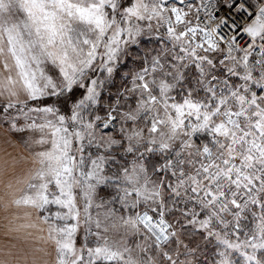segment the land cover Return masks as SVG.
<instances>
[{"label":"snow or ice","instance_id":"6c2138e0","mask_svg":"<svg viewBox=\"0 0 264 264\" xmlns=\"http://www.w3.org/2000/svg\"><path fill=\"white\" fill-rule=\"evenodd\" d=\"M130 3L120 0L118 10L111 0H0V140L25 145L40 164L17 206L37 209L48 225L52 264H126L129 254L138 264H264V85L253 79L264 68V58L257 55L264 53V34L249 48L243 29L253 19L247 12L255 7L251 0H245L247 8H240L241 0H165L158 9L181 51L204 64L211 61L232 90L226 84L207 106L195 100L163 102L141 77L137 86L160 108L145 129L150 136L164 140L175 133L189 139L203 130L193 137L199 154L191 186L183 198L173 193L174 205L161 200L151 208L130 209L148 227L140 223L143 232L126 241L85 232L75 187L84 142L72 122L59 119L82 90L77 84L65 97L53 84L79 78L85 90L96 87L97 77L110 71L131 43L128 26L155 22L147 16L125 20L121 13ZM244 55L252 77L239 62ZM230 64L236 65L231 71ZM21 96L27 103L19 102ZM49 104L61 105L62 111L50 110ZM180 174H186L183 167ZM167 179L170 188L175 175Z\"/></svg>","mask_w":264,"mask_h":264},{"label":"rangeland","instance_id":"374dc122","mask_svg":"<svg viewBox=\"0 0 264 264\" xmlns=\"http://www.w3.org/2000/svg\"><path fill=\"white\" fill-rule=\"evenodd\" d=\"M259 1H255L254 5L264 10V2ZM146 2L149 7H144ZM164 2L142 1V8L136 17L147 16L155 22L147 26L133 22L128 26L133 35L131 43L123 50L118 63L103 76L97 77L94 89L88 87L85 90L84 81L79 78L59 86L53 84L56 91L65 97L75 90L77 84L82 90L75 99L68 101L70 111H63L59 117L72 122L73 132L78 133V139L84 142L85 155L80 161L82 175L75 179L79 214L85 232L95 231L114 241L118 237L126 241L128 236L143 232L139 226L143 223L139 212L134 215L130 209L140 208L141 205L151 208L161 200L169 206L174 205L177 200L173 193L183 198L191 186L192 168L195 156L199 154V144L193 137L203 134L202 129H197L189 139L175 133L167 135L164 140L150 136L145 129L157 118L160 108L152 105L148 101L149 94L137 86L140 78L148 79L151 94L163 102L195 100L207 106L223 94L221 90L226 84L229 91L232 90L231 84L224 76L218 75L211 61L204 64L182 52V44L166 32L167 17L158 11ZM121 15L125 20L133 17L123 11ZM98 18L103 24L104 16ZM117 25L119 27L118 22ZM261 34H264V27ZM251 46L249 44V48ZM244 51L248 53V49ZM239 62L247 68L248 55L241 57ZM235 67V64H230L229 71ZM245 75L252 77V70L247 68ZM253 79L257 84L264 85V68L261 69V76ZM62 88L68 91L61 92ZM19 102L23 104L27 100L21 96ZM49 108L62 111L59 104H49ZM110 116L116 119L112 121ZM108 126L112 131H105ZM162 144L169 146L164 148ZM5 145L0 140V150ZM22 148L24 160L28 148L23 144ZM182 167L185 175L180 174ZM170 174H174L175 179L169 188L165 185L169 183L167 178ZM20 182L19 179L9 180L5 187L10 200L0 205L4 210L0 213V253L13 260L26 258L25 250L31 246L33 238L29 229L36 227L30 213L24 211L29 208L16 204L26 190L21 193L16 187ZM24 183L28 184L27 178ZM187 198L191 199L190 192ZM145 227L148 225L145 224ZM217 239L224 241L223 236L218 235ZM143 244L140 241L138 246L143 247ZM123 250L127 251V248ZM126 264H138V257L133 258L129 254Z\"/></svg>","mask_w":264,"mask_h":264},{"label":"clouds","instance_id":"9594fccd","mask_svg":"<svg viewBox=\"0 0 264 264\" xmlns=\"http://www.w3.org/2000/svg\"><path fill=\"white\" fill-rule=\"evenodd\" d=\"M40 167L39 160L32 155V151L26 150V159L22 160L18 166V171L15 176H9L7 173L0 172V205L10 200V194L5 185L10 179H19L21 182L16 185L21 193L26 189L27 185L24 183L25 178L28 181L32 173ZM4 210L0 206V213ZM24 211L30 213L32 219L35 221L36 227L29 229L33 233L31 246L25 250L26 258L11 259L5 258L3 253H0V264H52L53 262V244L48 237V225L40 219V213L35 208L25 209ZM40 237V239H36Z\"/></svg>","mask_w":264,"mask_h":264},{"label":"crops","instance_id":"0c3cea01","mask_svg":"<svg viewBox=\"0 0 264 264\" xmlns=\"http://www.w3.org/2000/svg\"><path fill=\"white\" fill-rule=\"evenodd\" d=\"M142 1L143 0H131L130 5L124 8L123 12L136 17L137 13H139V10L142 8ZM255 1L260 2L259 0H254V4ZM104 2L105 0H101V3ZM111 2L115 8H117L118 4H120V0H111ZM117 9L119 10V8ZM263 23V21H259L251 27V36L253 41H251L252 43L250 45L257 43L258 38L262 36L261 33L263 32L264 27ZM1 151L3 152L0 153V172L7 173L9 176H15L18 171V166L22 160V144L16 143L14 145H5L4 147H1L0 152Z\"/></svg>","mask_w":264,"mask_h":264},{"label":"built area","instance_id":"2783aa9c","mask_svg":"<svg viewBox=\"0 0 264 264\" xmlns=\"http://www.w3.org/2000/svg\"><path fill=\"white\" fill-rule=\"evenodd\" d=\"M202 3L208 4L209 0H202ZM240 8H247V5L245 4V0H241ZM240 8H238L237 11H239ZM210 11L211 10H209V12ZM247 12L249 15L253 16V19L250 22H247L245 24L243 31L246 32L248 34L249 38L252 40L251 27L258 21L264 22V10L261 9L260 7L255 6L254 8H247ZM213 32H215V29H213ZM229 51H231V45H229ZM257 55L262 56V58H264V53H258ZM140 219L144 224L148 225L147 222L144 220L143 216H140Z\"/></svg>","mask_w":264,"mask_h":264},{"label":"trees","instance_id":"16d2710c","mask_svg":"<svg viewBox=\"0 0 264 264\" xmlns=\"http://www.w3.org/2000/svg\"><path fill=\"white\" fill-rule=\"evenodd\" d=\"M252 4V3H251ZM254 5V4H253ZM255 6V5H254Z\"/></svg>","mask_w":264,"mask_h":264}]
</instances>
